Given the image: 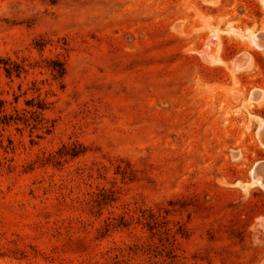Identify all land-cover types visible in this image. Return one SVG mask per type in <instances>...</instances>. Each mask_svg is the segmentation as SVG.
Returning a JSON list of instances; mask_svg holds the SVG:
<instances>
[{
	"label": "rangeland",
	"instance_id": "obj_1",
	"mask_svg": "<svg viewBox=\"0 0 264 264\" xmlns=\"http://www.w3.org/2000/svg\"><path fill=\"white\" fill-rule=\"evenodd\" d=\"M263 51L264 0H0V264H264Z\"/></svg>",
	"mask_w": 264,
	"mask_h": 264
},
{
	"label": "trees",
	"instance_id": "obj_2",
	"mask_svg": "<svg viewBox=\"0 0 264 264\" xmlns=\"http://www.w3.org/2000/svg\"><path fill=\"white\" fill-rule=\"evenodd\" d=\"M52 68H53L52 71L54 73V77L56 79H62L64 77V75H65V68H64V66L62 64H57V65H55ZM4 70H5L6 74H8V75L9 74H12V73H15L16 75L19 76L21 74V72H22V68L19 65H16V64L13 67H9V66L5 65ZM27 106H31V103H27ZM1 108H2V104L0 103V109ZM33 108H36V110H37V112L34 113L35 115L38 112H41L42 113V112L45 111V105H43L42 103H38L36 105V107H33ZM7 121L8 122H11V121H15V119H13L11 117L9 118V120L4 119V123L3 124H5V122H7ZM17 121H20V119H17ZM78 154H80V153H73L71 156L72 157H76Z\"/></svg>",
	"mask_w": 264,
	"mask_h": 264
},
{
	"label": "bare ground",
	"instance_id": "obj_3",
	"mask_svg": "<svg viewBox=\"0 0 264 264\" xmlns=\"http://www.w3.org/2000/svg\"><path fill=\"white\" fill-rule=\"evenodd\" d=\"M254 41H255V39H254ZM254 41H252V42H254ZM257 43V42H256ZM258 46V45H257ZM259 47V46H258ZM264 52V51H263ZM216 54V53H215ZM262 130H261V134H260V142H261V145L264 147V126H262V128H261Z\"/></svg>",
	"mask_w": 264,
	"mask_h": 264
}]
</instances>
